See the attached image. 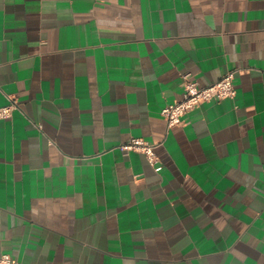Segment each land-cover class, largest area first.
I'll list each match as a JSON object with an SVG mask.
<instances>
[{
  "label": "crops",
  "instance_id": "obj_1",
  "mask_svg": "<svg viewBox=\"0 0 264 264\" xmlns=\"http://www.w3.org/2000/svg\"><path fill=\"white\" fill-rule=\"evenodd\" d=\"M232 72L235 94L160 110ZM0 255L264 264V0H0ZM131 138L155 144V170Z\"/></svg>",
  "mask_w": 264,
  "mask_h": 264
},
{
  "label": "built area",
  "instance_id": "obj_2",
  "mask_svg": "<svg viewBox=\"0 0 264 264\" xmlns=\"http://www.w3.org/2000/svg\"><path fill=\"white\" fill-rule=\"evenodd\" d=\"M232 79V72H227L215 82L203 87H199L196 82L186 80L183 85L181 98L166 104L160 110V115L167 128L181 125L184 114L204 102L232 97L235 94ZM16 109L17 104L15 100H9L7 104L0 106V120L10 118ZM154 147L155 144L142 138H131L128 142L121 145L120 149L124 152L135 151L142 153L148 164L157 170L158 160L154 153ZM0 264L18 263L10 258L8 254H1Z\"/></svg>",
  "mask_w": 264,
  "mask_h": 264
}]
</instances>
